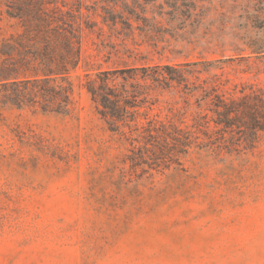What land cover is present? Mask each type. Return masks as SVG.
<instances>
[{
    "label": "rangeland",
    "instance_id": "1",
    "mask_svg": "<svg viewBox=\"0 0 264 264\" xmlns=\"http://www.w3.org/2000/svg\"><path fill=\"white\" fill-rule=\"evenodd\" d=\"M56 3L82 13L70 111L0 101V264H264V133L239 154L193 145L180 165L132 168L131 144L85 85L101 70L211 61L189 80H221L235 95L264 88V56L252 51L261 1ZM11 30L0 0V40ZM181 92L154 91L147 115L190 123Z\"/></svg>",
    "mask_w": 264,
    "mask_h": 264
},
{
    "label": "trees",
    "instance_id": "2",
    "mask_svg": "<svg viewBox=\"0 0 264 264\" xmlns=\"http://www.w3.org/2000/svg\"><path fill=\"white\" fill-rule=\"evenodd\" d=\"M2 1L12 30L0 40V101L68 114L69 76L81 59L80 7L75 16L64 4L59 7L58 0ZM252 51L264 56V37L254 39ZM212 63L202 62V69L193 63L188 69L187 64H156L101 70L87 78L86 88L108 130L131 144L127 159L132 168L180 165L179 155L193 145L228 154L255 147L264 133V88L249 84L235 95L221 80H189L192 74L210 71ZM174 87L184 91L181 109L194 105L191 122L184 126L146 113L156 101L154 91Z\"/></svg>",
    "mask_w": 264,
    "mask_h": 264
}]
</instances>
